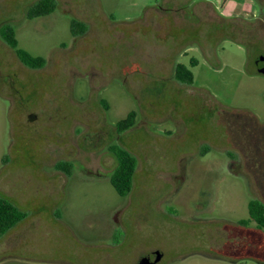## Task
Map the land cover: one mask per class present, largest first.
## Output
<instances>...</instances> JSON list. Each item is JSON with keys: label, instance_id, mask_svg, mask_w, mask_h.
Returning a JSON list of instances; mask_svg holds the SVG:
<instances>
[{"label": "rangeland", "instance_id": "374dc122", "mask_svg": "<svg viewBox=\"0 0 264 264\" xmlns=\"http://www.w3.org/2000/svg\"><path fill=\"white\" fill-rule=\"evenodd\" d=\"M38 1L0 0V28L47 62L0 38V196L29 215L0 264H264V230L239 224L264 197V0H56L29 20ZM113 147L138 161L125 198Z\"/></svg>", "mask_w": 264, "mask_h": 264}, {"label": "trees", "instance_id": "16d2710c", "mask_svg": "<svg viewBox=\"0 0 264 264\" xmlns=\"http://www.w3.org/2000/svg\"><path fill=\"white\" fill-rule=\"evenodd\" d=\"M57 8L56 0H39L34 4L27 13L29 20L49 16L55 12ZM88 28L84 23L73 20L71 22V34L73 36H81L87 32ZM0 38L11 48L20 62L33 70H42L46 67L45 58L33 57L28 52L19 49V43L16 39L15 29L10 24H5L0 28ZM197 62L191 61V68H195ZM175 78L184 84H192L194 81L193 72L184 65H178L175 69ZM137 114L131 112L126 119L120 121L116 125L119 135L126 133L135 125ZM112 152L116 157L117 166L110 178V183L116 190L117 194L125 198L130 195L134 186V177L138 166L137 159L128 151L113 147ZM73 168L71 163L59 162L55 169L65 173L67 176L71 174ZM28 213L18 208L8 199L0 196V239L8 232L16 228L20 223L28 219ZM255 223L257 227L264 230V205L259 201H253L249 204V219L240 221V225L248 227L249 224Z\"/></svg>", "mask_w": 264, "mask_h": 264}, {"label": "water", "instance_id": "95a60500", "mask_svg": "<svg viewBox=\"0 0 264 264\" xmlns=\"http://www.w3.org/2000/svg\"><path fill=\"white\" fill-rule=\"evenodd\" d=\"M256 67H257V73L264 76V65L257 63ZM36 118L37 117L35 115H31L30 116V120L31 121H35ZM154 257L156 259L153 262L150 261V259H148V258H142V259H140L139 264H156L157 261L162 257V253L161 252H156V253H154Z\"/></svg>", "mask_w": 264, "mask_h": 264}, {"label": "crops", "instance_id": "0c3cea01", "mask_svg": "<svg viewBox=\"0 0 264 264\" xmlns=\"http://www.w3.org/2000/svg\"><path fill=\"white\" fill-rule=\"evenodd\" d=\"M231 2H233V1H231ZM231 2L228 4V6H227V8L226 9H228V8H231V6H229V5H231ZM233 5H234V7L236 8V7H244L245 6V2L243 3H241V4H238L237 2H233ZM223 15H227V12H223L222 13ZM197 66H198V64H197ZM196 66V67H197ZM195 67V68H196ZM254 191H259V195H261V197H257L259 200H257V201H259V202H261L263 205H264V197L262 196V194H261V191H260V189L258 190V189H254ZM253 202V201H252ZM242 221V220H241ZM253 225V224H252ZM249 227V226H248ZM256 229L257 230H259L257 227H256Z\"/></svg>", "mask_w": 264, "mask_h": 264}, {"label": "flooded vegetation", "instance_id": "af4514ba", "mask_svg": "<svg viewBox=\"0 0 264 264\" xmlns=\"http://www.w3.org/2000/svg\"><path fill=\"white\" fill-rule=\"evenodd\" d=\"M257 63L258 64H263L264 65V63H262V62H260V60H256L255 61V67L257 66ZM256 70H257V67H256ZM156 252H161V251H154V252H152L149 256H146V257H142V258H148V259H150V261H155V257H154V253H156ZM162 253V252H161ZM142 258H140V259H142ZM163 259H164V253H162V257L157 261V263L156 264H160L162 261H163ZM140 261V260H139ZM139 264V263H138Z\"/></svg>", "mask_w": 264, "mask_h": 264}]
</instances>
